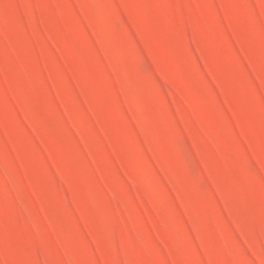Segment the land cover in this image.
I'll list each match as a JSON object with an SVG mask.
<instances>
[{
  "label": "rangeland",
  "instance_id": "1",
  "mask_svg": "<svg viewBox=\"0 0 264 264\" xmlns=\"http://www.w3.org/2000/svg\"><path fill=\"white\" fill-rule=\"evenodd\" d=\"M0 264H264V0H0Z\"/></svg>",
  "mask_w": 264,
  "mask_h": 264
}]
</instances>
